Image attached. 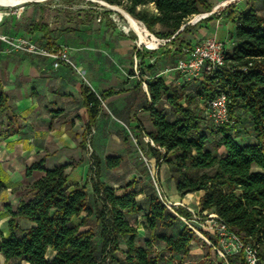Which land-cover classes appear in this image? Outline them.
Here are the masks:
<instances>
[{"label":"trees","instance_id":"16d2710c","mask_svg":"<svg viewBox=\"0 0 264 264\" xmlns=\"http://www.w3.org/2000/svg\"><path fill=\"white\" fill-rule=\"evenodd\" d=\"M103 1L122 6L157 37L167 39L174 46V58L182 56V48L191 44L181 38L189 33L187 20L213 7L208 0ZM257 4L263 12L258 11ZM227 18L235 26V43L226 49L224 66L213 75L205 74L195 93L167 84L162 77L145 81L150 98L145 109L152 130L144 133L153 142L148 143L146 151L155 159L157 168L167 164L181 198L189 192L197 193L199 212L216 213L244 241L255 244L262 256L264 0H248L246 10L231 9ZM143 62L141 56L140 63ZM82 92L90 130L102 101L115 91L107 89L97 94L83 86ZM219 92L227 95L229 122L215 125L205 120L203 113L207 101ZM5 101L0 87L3 110ZM244 119L252 130L248 142H241L234 131ZM209 141L214 152L208 147ZM92 155L91 199L85 185L69 181L70 163L50 169L42 156L27 167V176L35 171L39 175L15 187L19 201L4 206L7 220L6 232L0 227V264H104L106 259L115 264L213 263V247L201 241L188 225L176 227L181 218L190 219L191 212L180 204L169 210L163 203L165 195L157 193L152 184L137 187L132 179L117 187L106 185L99 179L100 159ZM120 160V156H110L105 165L114 168ZM5 188L0 178V191ZM92 216L98 226L99 242L90 225ZM140 222L147 231L144 239H138ZM203 234L217 247L210 232ZM194 241L200 242L204 252L195 263L189 259ZM226 260L227 264H246L241 253L228 254ZM217 264L226 263L221 258Z\"/></svg>","mask_w":264,"mask_h":264},{"label":"crops","instance_id":"0c3cea01","mask_svg":"<svg viewBox=\"0 0 264 264\" xmlns=\"http://www.w3.org/2000/svg\"><path fill=\"white\" fill-rule=\"evenodd\" d=\"M43 2V0H24L20 2L21 4L0 2L2 5L12 6L0 8L5 11L0 18V32L26 36L45 46L67 47L71 61L73 59L76 64L73 63L74 67L83 68L89 83L69 65L61 64L54 67L52 60L47 57L21 52L6 53L2 50L3 45L0 42V87L6 97L4 103L6 108L3 110L0 106V178L6 188L1 190L0 194L35 179L39 175L38 172H33L31 176H27L25 172L27 167L42 156L45 157L46 167L50 169L59 164L70 163L71 166L67 169L69 181L72 184H80V177L77 175L86 178L90 164L84 151L86 146L100 162H105V159L112 155L103 149H107L110 143L120 144L119 130L123 121L132 126L140 127L143 124L148 126L147 131L152 130L149 114L147 122L141 118V115L145 114L143 109L150 102L148 91L146 90L148 97L142 101V97L134 93L140 83H133L129 79L121 87L116 88L108 82H99V66L90 61L91 45L82 44V39L77 38L80 35L77 30L60 31L61 25L54 23L55 16L60 14L58 7L54 3ZM220 19L213 17L208 22L212 26V31L208 34L215 35L227 46L229 40L233 39L228 38L231 31L229 25L231 27L234 24L230 20L227 23H219ZM146 46L152 47L150 43ZM169 48L172 53L174 46L170 44ZM137 54L139 53L135 51V57ZM141 56L143 55H139V59ZM159 77L167 84L178 85L183 76L172 71L165 72ZM83 86L97 94L107 89L115 91L104 98L106 108L101 104L90 130L87 129L89 114L84 103ZM137 103L139 106L136 108ZM110 115L116 121H113ZM160 166L162 168L160 183L164 185L165 180L169 181L167 192L170 200L176 203L177 198L181 197L170 178L168 166L165 163H161ZM110 169L112 168L106 170ZM100 180L106 185L118 186L113 180L108 183L102 177ZM89 186L91 188V184ZM12 197L15 204L20 199V196ZM181 199L182 202H186L184 197ZM138 218L140 220V217ZM146 236L147 231L140 222L138 239H144Z\"/></svg>","mask_w":264,"mask_h":264},{"label":"rangeland","instance_id":"374dc122","mask_svg":"<svg viewBox=\"0 0 264 264\" xmlns=\"http://www.w3.org/2000/svg\"><path fill=\"white\" fill-rule=\"evenodd\" d=\"M43 3L53 4L58 7V12L54 18V23L57 25H61L60 31L62 32H72L77 30L80 35L77 38L82 39V44H86L91 50L90 61L94 64H98L99 66V75L98 81L108 82L109 85L115 86L116 88L121 87L125 84L126 80H132L133 83H140L134 90V93L139 94L142 97V101L145 97H148L146 94V83L145 81L150 80L152 77L162 76L163 73L166 72L167 69L172 68L174 63V57L169 48L170 43L164 41L165 39H161L157 37L151 31L148 32L151 36L155 37V41L150 37V35L146 36L149 38L150 42L143 40L142 44H138V37L136 33L132 30H128L129 26L127 24L124 16L118 12H115L111 8L99 3L94 0H43ZM248 0H208V2H212V10L215 5L221 4L220 7L209 14L210 12L201 13L204 14L202 16L190 17L188 21H191L189 27L188 34H182L181 38L189 43H195L199 39L206 36L209 32L212 31V26L208 23L212 18H221L219 23H227L229 18H227V13L231 9L235 12H240L246 10V4ZM124 9L122 6H120ZM152 7V5H150ZM257 8L259 12H263L260 10V4H257ZM125 10V9H124ZM206 14V16H205ZM199 15V14H197ZM202 17V18H200ZM194 23V20L199 19ZM193 20V21H192ZM68 26H64L65 24ZM144 24V23H143ZM146 27V26H145ZM147 28V27H146ZM231 29L229 39L233 38L234 26L229 25ZM158 29V28H155ZM223 36V35H222ZM145 41V42H144ZM147 43H150L152 47H147ZM234 38L229 40L227 47L231 48L234 45ZM156 44V45H155ZM135 51H137L138 56L135 59ZM139 55H143L144 62L140 63ZM73 61V59H72ZM136 62H138L137 66H135ZM74 63V61H73ZM74 65H76L74 63ZM72 69L76 70L77 73L83 78V80L89 83L88 76L85 71L81 67H74L69 65ZM151 67V69H149ZM178 76V74H176ZM201 78L194 79H186L182 77L179 84L177 86L186 87V91H192L195 93L199 87ZM144 104V102H142ZM104 108L106 106L104 103L102 104ZM139 106L137 103L136 108ZM145 111V114L141 115L142 120L147 122L148 112ZM140 113V112H138ZM205 120L210 123V119L206 113H203ZM113 121H116L114 117L110 115ZM125 125H127L131 133H133L134 137L137 139V143L133 141L130 137L129 133L125 129L123 125H121L120 133V144L117 145L115 143H110L108 148H104V151H108L111 153L112 157L120 156L121 160L118 166L106 170L105 162H100L99 169V178H104L108 183L109 181H114L117 185L123 184L129 180L134 179L137 183V187L144 186L148 187L150 184L153 185L157 193L162 192L167 199L170 200L169 193L167 189H169V181L165 180L164 185L160 180V168L156 167V162L154 167L152 166L153 160L147 154V145L148 143L144 139L145 133L147 132V127L141 124V126H132L127 121H123ZM237 130L238 139L241 142H248L252 139V130L250 125L244 121L242 124H237L234 131ZM93 133V131H91ZM90 140V145L93 148L91 138L89 135L87 136ZM87 143V139H86ZM209 148H213L211 142L208 143ZM87 154V160L90 162L88 168L87 177L77 175L80 177V185H85L86 191L90 195L91 199V188L90 178L93 177L94 173V158L90 151V149L86 146L84 149ZM214 152V150L212 149ZM219 153V152H218ZM146 159V160H145ZM151 159V162L149 161ZM74 164V162H73ZM158 180V181H157ZM156 181V184L154 183ZM13 194V195H12ZM12 196H19V191L15 190V188H11L10 190H6L0 194V227L3 231L6 232V220L7 213L4 210L5 204L15 205ZM138 198H142V195H139ZM182 199H178L177 201L182 204L189 205H181L185 207L189 212V208H192L194 215H200L202 219L196 220L193 217V214L190 219H185L189 223L193 224L194 228L198 231H193L196 236L204 241L208 246L213 247L214 249L211 251V259L213 260L212 264H217L218 260L221 259L219 256L216 247L212 245V242L203 234V231H208L212 234V230L208 226V223L205 222L204 216L197 207L198 203V194L193 193L192 198L189 202H182ZM171 201V200H170ZM184 201V200H183ZM192 213V212H191ZM78 218H74L75 222L79 221ZM185 221L180 219L177 224V228L181 225H185ZM90 225L94 227L95 230V239L99 242L98 238V226L95 225L94 216L90 219ZM201 234V235H200ZM207 239V240H206ZM264 251V247H262ZM204 254L203 249L201 247L200 242L194 241L191 245V256L190 260L195 262L200 261L201 256ZM223 259V258H222ZM224 260V259H223ZM234 262L238 263L239 259H233ZM3 261V257L0 254V262ZM227 264V260H224ZM104 264H115L109 262L107 259L104 261ZM187 264V263H185ZM264 264V263H263Z\"/></svg>","mask_w":264,"mask_h":264},{"label":"built area","instance_id":"2783aa9c","mask_svg":"<svg viewBox=\"0 0 264 264\" xmlns=\"http://www.w3.org/2000/svg\"><path fill=\"white\" fill-rule=\"evenodd\" d=\"M220 5L221 4L215 5L212 12L217 10ZM2 7L12 6L0 5V8ZM4 13L5 11L0 10V18ZM199 20L200 18L196 21ZM196 21L194 23H196ZM164 41L168 40L165 39ZM0 42L3 45L2 50L6 53L21 52L29 55L47 57L52 60L54 67H58L61 64L74 66L69 57L67 47L62 45L45 46L38 44L26 36L9 35L2 32H0ZM226 49L227 46L224 41L213 34H207L197 42L183 47L182 56L177 57L174 60L172 68L167 69L166 72L176 71L188 80L202 78L205 74L213 75L224 66ZM137 64L138 62H136L135 66H137ZM227 105L228 98L224 92H219L207 101L205 113L213 124L222 125L229 122ZM122 125L125 127L133 141L137 143V139L134 137L133 133H131L130 128L125 124ZM144 139L147 143L153 145L152 140L146 134L144 135ZM150 158L154 160L152 164L154 167L155 159L152 157ZM151 159H149L150 162ZM154 183L156 184V181H154ZM163 203L169 210L173 211L175 204L165 196L163 198ZM189 210H191L193 214L192 208H189ZM201 213L205 217L204 220L208 223V226L212 230V235L217 241L216 250L221 258L226 260L228 254L237 255L241 253L246 264L264 263V253L260 256L259 250L255 244L249 241H244L241 236L237 234L235 230L231 229L216 213L206 211ZM193 217L196 220L202 219L200 215L196 216L193 214ZM181 219H183L186 225H188L193 231L198 233L193 224L189 223L184 218Z\"/></svg>","mask_w":264,"mask_h":264},{"label":"bare ground","instance_id":"6f19581e","mask_svg":"<svg viewBox=\"0 0 264 264\" xmlns=\"http://www.w3.org/2000/svg\"><path fill=\"white\" fill-rule=\"evenodd\" d=\"M24 0H0L1 3H9V4H16V3H20V2H23ZM98 2H101L102 4H104L105 6L111 8L112 10H114L115 12H118L120 14H122L124 16V18L126 19L127 21V24L129 26L128 30H132L136 33L137 37H138V44H142L143 43V40L145 41H149V38L146 36L147 35H150V37L155 41V37L154 36H151V34L148 32L147 28L145 27V25L143 24V22H141L140 20L134 18L133 16H131L129 13H127L124 9H122L121 7L119 6H116V5H110L108 3H106L105 1L103 0H99ZM21 4V3H20ZM2 5V4H0ZM6 6V5H4ZM201 16V14L199 15H196V17H199ZM202 18V17H200ZM193 21V20H192ZM196 21V20H194ZM191 23V21H190ZM144 41V42H145ZM156 45V44H155ZM193 196V192H189L187 193L185 196H184V200L186 202H189V200L192 198ZM174 203V202H173ZM175 205L176 204H181V205H189V204H182L180 202H176L174 203ZM201 235V234H200Z\"/></svg>","mask_w":264,"mask_h":264},{"label":"water","instance_id":"95a60500","mask_svg":"<svg viewBox=\"0 0 264 264\" xmlns=\"http://www.w3.org/2000/svg\"><path fill=\"white\" fill-rule=\"evenodd\" d=\"M94 1H99V0H94ZM106 3H107V2H106ZM110 5H111V4H110ZM187 23H190V21L186 22V24H187ZM183 26H184V25H183ZM183 26L181 27V29L183 28ZM181 29H180V30H181ZM146 88H147V86H146Z\"/></svg>","mask_w":264,"mask_h":264}]
</instances>
